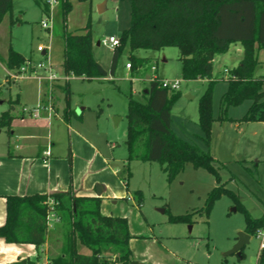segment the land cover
<instances>
[{"label":"rangeland","instance_id":"374dc122","mask_svg":"<svg viewBox=\"0 0 264 264\" xmlns=\"http://www.w3.org/2000/svg\"><path fill=\"white\" fill-rule=\"evenodd\" d=\"M101 1L73 0L65 21L68 31L82 32L89 20L93 57L107 71L105 77L90 79L68 75L63 70L64 47L58 32V3L50 7L53 18L49 20V9L44 13L34 0H27L25 4L12 2L11 11L4 16L11 15L16 19L20 15L22 18L14 21L7 35H0V50L9 43L30 59L24 65L34 66L35 71L27 67H23L24 71L20 73L10 70L13 78L18 79L14 83L11 81L13 78L6 76L10 82L0 84V100H5L2 105L7 108L8 95L15 96L18 92L16 110L36 107L40 104L39 77L48 72L53 74L54 80L47 84L50 93H44L51 110L45 111L49 118L59 121L64 120V108L67 107L66 123L81 126L88 134L98 137L99 140L93 143L107 158L116 180V194L100 199V212L126 220L130 234L128 247L136 264H256L259 242L255 233L249 235L248 242L240 249L241 257L236 253L225 255V252L237 241L238 232L245 229L243 210L252 217L264 215V122L214 120L209 143L205 146L197 137L202 135L197 125V103L208 86L207 79H182L175 47L137 49L133 54L147 57L150 62L138 72H133L125 66L130 53L127 43L121 48L114 72L110 74L113 49L96 43L109 36L118 38L128 27L130 1L106 0L105 8L99 12L97 6ZM41 20H46L49 28L42 27ZM6 22L7 19L2 24ZM40 44L46 50L45 54L37 49ZM256 53L259 63L255 74L264 75V49H258ZM241 56L239 43H231L224 53L214 56L212 77L215 80L211 88L214 118L219 114V98L226 89L223 69L236 65ZM152 65L155 71L150 69ZM2 72L0 68V75ZM152 74L179 80L180 96L170 109L171 128L181 138L208 148L214 158L215 173L186 164L171 181H167L158 161L127 160V95L130 93L133 98L143 101V90ZM249 103L246 100L229 106L225 115L238 119L246 112ZM68 134L63 131L66 139L63 146ZM67 148L71 157V149ZM94 166L97 168L96 164ZM215 187H224L230 193L221 192L212 201L206 215L205 198ZM136 190H140L142 198L138 205L134 198L129 197ZM236 204L240 207L233 211ZM187 212H192L188 220L171 219ZM53 230L58 233L49 235L54 251L61 235L57 225ZM79 250L88 252L83 246H79Z\"/></svg>","mask_w":264,"mask_h":264},{"label":"trees","instance_id":"16d2710c","mask_svg":"<svg viewBox=\"0 0 264 264\" xmlns=\"http://www.w3.org/2000/svg\"><path fill=\"white\" fill-rule=\"evenodd\" d=\"M44 13L48 5L35 0ZM73 0H58L60 18L59 35L63 40L62 67L65 74L90 79L105 77L107 71L93 57L90 23L87 20L82 32L68 31L66 18ZM90 1V0H76ZM130 23L118 37L113 48L109 73L115 69L123 45L129 47V70L138 72L150 61L133 54L137 49H178L180 76L184 80L207 79L208 86L197 103L199 126L202 135L197 137L205 146L209 143L210 127L214 120L264 122V75L255 74L259 61L257 50L264 49V0H129ZM12 9V0H0V22ZM231 43H239L242 56L227 70L226 89L219 98V114L211 113L213 59L224 53ZM2 63L8 70L19 72L27 61L9 47ZM223 69V71H224ZM156 70V69H155ZM223 78V77H220ZM146 90V92H144ZM143 90L144 100L127 95L126 137L127 160L158 161L167 181L186 164L205 168L215 173L214 158L208 148L178 136L171 128L172 104L180 96L179 90L161 87L152 79ZM249 101L242 117L233 119L225 115L229 106ZM0 113V128H10L12 109ZM68 108L63 118L68 120ZM123 183L124 178H122ZM221 189V190H220ZM230 193L224 187L213 188L205 198L207 215L212 201L219 194ZM136 204L141 192L131 195ZM6 218L0 226V237L10 243H30L40 247L45 242L49 215L58 222L61 246L48 264H130L132 255L128 247L130 234L123 217L102 214L100 197L75 196L70 190L50 194L7 195ZM52 201V203H50ZM240 205L236 204V209ZM244 211V231L250 235L264 227V215L252 217ZM192 213V212H191ZM191 213L173 216V221L188 220ZM79 246L88 252H81ZM0 264H35L20 259ZM256 264H264V248L257 254Z\"/></svg>","mask_w":264,"mask_h":264},{"label":"crops","instance_id":"0c3cea01","mask_svg":"<svg viewBox=\"0 0 264 264\" xmlns=\"http://www.w3.org/2000/svg\"><path fill=\"white\" fill-rule=\"evenodd\" d=\"M14 1L19 4L27 2V0H12ZM40 9L42 11L41 6ZM18 11L20 13L21 10ZM4 17L0 22V35H7L6 32L10 30L14 21L22 18L20 15L16 19L11 15ZM5 19L7 22L2 24ZM9 47L12 48L7 43L0 50V68L3 71L0 75V80L2 78L0 84L10 82L12 79L6 80V76L8 77L11 71L1 60L6 58ZM41 54L44 52L42 51ZM22 56L27 58L24 54ZM46 76H40V104L44 107L48 104V97H45L44 93L46 94L47 84L50 83ZM17 79L18 77L11 81L16 83ZM49 93L47 91V95ZM19 96L18 92L15 96L9 94L6 99L7 108L2 105L5 100H0V113L8 110L10 104L13 106L10 111L12 119L9 130L0 128V226L4 224L6 218L7 195L50 194L70 190L75 196H98L100 199L114 196L116 180L112 173L115 171L110 167L107 158H104L94 145L93 142L99 140L98 137L88 134L81 126L66 123L65 119L57 121L49 118L45 108L43 111L40 110L38 117L33 116L30 111L32 108H27L25 112L24 107L21 106L20 110H16ZM64 130L69 133L66 136L65 146H63V140H66L63 137ZM67 147L71 149V157ZM45 151H48V155L44 154ZM129 197L131 198L130 195ZM55 225L58 226V222L53 216H49L45 242L39 248L30 243L6 242L0 237V263L27 259L35 264L38 262L48 264V258L58 254L61 246L60 241L56 247L54 246L55 250H52L53 245L49 235H58L53 230ZM49 231L52 232L49 234Z\"/></svg>","mask_w":264,"mask_h":264},{"label":"built area","instance_id":"2783aa9c","mask_svg":"<svg viewBox=\"0 0 264 264\" xmlns=\"http://www.w3.org/2000/svg\"><path fill=\"white\" fill-rule=\"evenodd\" d=\"M43 1L48 5V9H49L48 10V19L51 20L53 18V15L51 16V14H50V7L52 5L57 4L58 0H43ZM40 25L42 27L49 28L48 25H47L46 20H41ZM99 43H102L103 45L112 47V49H113L118 44V38H116L114 36H109L108 39H101L99 41ZM37 49L38 50H42L44 52V54L46 53V50L42 48L41 44L37 46ZM125 66L128 67V68L130 67L128 62H126ZM23 67H27L29 70L35 71V67L34 66H29V65H24L23 64L20 67L19 73L21 71H24ZM150 69L152 71H155V66L152 65ZM224 72L227 73V70L224 69ZM8 76L10 78H13L12 72H9ZM39 78H41V77H39ZM45 78L48 80V82H52L54 80L53 74H51L49 72H48V74H47V76ZM152 79H158L161 87H163V88H167L169 90H178L179 80H177V79L176 80H168V79H165V78H160L156 74H152V76L150 77L149 81L152 80ZM50 107L51 106L49 105V101H48V104L45 107L43 105L39 104L36 107L32 108L30 111L33 114V116L38 117L41 108H45L46 110L49 111V110H51ZM23 111L26 112L27 109L23 108ZM44 154L48 155V151H45ZM50 203H52V201ZM49 216H53L54 217L53 213H51ZM255 235H256V238L258 239V242H259V245H258L259 246V250H261V249L264 248V227L259 228L258 230H256Z\"/></svg>","mask_w":264,"mask_h":264},{"label":"water","instance_id":"95a60500","mask_svg":"<svg viewBox=\"0 0 264 264\" xmlns=\"http://www.w3.org/2000/svg\"><path fill=\"white\" fill-rule=\"evenodd\" d=\"M105 4H106V0H102L99 4H98V11H102L104 8H105ZM99 44V42H97V45ZM144 92H146V90H144ZM99 189V186H97V191ZM232 210H236V207H233ZM248 239H249V235L244 232V231H241V232H238V239L237 241L235 242V244L232 246V248L225 252V255L227 254H232V253H236L239 257H241V252H240V249L243 247L244 244H246L248 242ZM130 264H135V262H131Z\"/></svg>","mask_w":264,"mask_h":264}]
</instances>
